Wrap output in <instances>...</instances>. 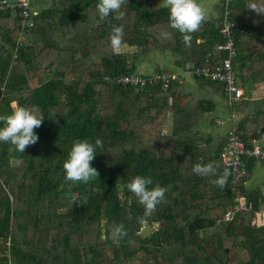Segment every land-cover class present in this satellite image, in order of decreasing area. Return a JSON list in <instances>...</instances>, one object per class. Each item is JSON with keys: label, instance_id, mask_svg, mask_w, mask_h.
<instances>
[{"label": "trees", "instance_id": "1", "mask_svg": "<svg viewBox=\"0 0 264 264\" xmlns=\"http://www.w3.org/2000/svg\"><path fill=\"white\" fill-rule=\"evenodd\" d=\"M98 3L80 0L43 9L26 31L18 14L0 10V116L18 107L44 116L35 129L38 142L24 154L0 142V264H264V223L253 221L264 204V188H245L254 164L264 159L243 156L247 173L240 195L246 207L226 219L237 194L229 168L217 160L223 148L206 158L195 153L196 140L187 126L164 132L177 103L188 99L179 96L176 79L164 86L154 78L143 89L105 79L136 73L137 53L110 47L111 26H123L122 45L143 51L153 38L158 47L172 48L179 32L169 27V9L128 0L121 8L123 19H113L118 15L113 13L109 24L100 19ZM253 3L264 0H230L229 6L237 77L259 83L264 81V15L249 8ZM220 28L204 23L203 31L194 33V42L205 38L207 48L200 62L188 66L206 65L205 56L221 41ZM179 39L189 49L180 33ZM156 73L138 74L150 78ZM263 114L238 124L248 146L249 138H260ZM5 126L0 120V128ZM97 138L103 149L92 166L99 179L89 184L66 180L64 163L73 143ZM210 162L219 165V174L230 173L224 189L213 183L217 175L193 173L195 164ZM137 175L152 178L150 189L157 184L168 189L165 202L143 222L137 218L144 208L126 187ZM85 197L86 204H72ZM146 223L153 231L144 238L139 233ZM118 224L128 233L119 246L111 238Z\"/></svg>", "mask_w": 264, "mask_h": 264}, {"label": "crops", "instance_id": "2", "mask_svg": "<svg viewBox=\"0 0 264 264\" xmlns=\"http://www.w3.org/2000/svg\"><path fill=\"white\" fill-rule=\"evenodd\" d=\"M79 1L31 0V8L34 16L43 9L67 7ZM144 1L149 2V5L154 8L164 6L163 0H154L155 5L152 3V0ZM200 2L204 3L209 10V18L205 23H212L216 26L220 25L223 12V0H200ZM191 35L192 40L190 46H188L189 49H186L185 46H180L179 33L177 32H174L172 40L174 44H171L172 48H160L155 44L153 38H149L147 44L144 46V50L137 55L135 61L136 71L142 74L164 71L166 74L176 75L177 79L173 82L180 84L181 93H179V96H186L188 99L185 103H177L179 108L171 113L164 132L170 134L175 128L187 126L192 130V134L196 140L195 153H201L206 158L215 157L216 152L221 147L223 148L227 140V131L231 121L238 125L242 120L246 118L251 119L256 114L264 112V81L255 83L240 80L239 83L241 85L243 84L242 87L245 89L248 97L230 103L224 93L222 85L191 75L194 69L188 65H195L197 62H200L207 48L203 46L207 43L205 38L200 37L194 42L193 35L195 34L193 33ZM216 46L208 54L219 55ZM204 61L206 63L205 66L210 65L206 60ZM246 61L248 65V59ZM245 73L249 75L250 72L245 71ZM222 118H224L225 123L222 125L217 124V119ZM249 127L251 128L250 125ZM259 131H261L259 140L264 144V126ZM252 139L255 138L251 137L248 140L251 141ZM217 160L220 161L219 155ZM245 188L247 190L264 188V160H259L254 164L249 178L245 181ZM261 215L264 220V204L261 210L257 212L256 217ZM263 222L259 221L257 223L263 224Z\"/></svg>", "mask_w": 264, "mask_h": 264}, {"label": "clouds", "instance_id": "3", "mask_svg": "<svg viewBox=\"0 0 264 264\" xmlns=\"http://www.w3.org/2000/svg\"><path fill=\"white\" fill-rule=\"evenodd\" d=\"M128 3V0H99L97 10L101 20L111 24L110 15L115 20H122L124 13L121 11L123 5ZM164 6L169 9V27L177 30L183 37L186 46H190L192 35L200 31L203 24L209 18V10L200 0H163ZM249 8L257 15H264V4L253 3ZM167 35V33H165ZM124 38L123 26H111L109 35L110 47L115 51L122 46ZM44 116L37 112L32 107H18L9 116H0V120L6 122V126L0 128V142L11 145L10 152H25L26 148L35 145L39 137L35 129L42 126ZM103 149V141L99 138L94 143L87 139L76 140L69 153V158L64 163L66 173L65 179L72 182H83L89 184L99 179V171L92 166L97 150ZM219 165L215 162L208 164H195L193 173L206 177L209 175H217V179L213 183L220 189H224L227 185V180L230 173L225 170L222 174L218 173ZM153 185V180L150 176H135L130 183L126 185L127 189L138 199L140 205L144 208L143 216L137 219L143 222L150 217L157 208V205L165 202L166 187ZM87 197L83 200H73L72 204H86ZM128 233L123 224L114 225L111 238L119 246L121 240L127 237Z\"/></svg>", "mask_w": 264, "mask_h": 264}, {"label": "built area", "instance_id": "4", "mask_svg": "<svg viewBox=\"0 0 264 264\" xmlns=\"http://www.w3.org/2000/svg\"><path fill=\"white\" fill-rule=\"evenodd\" d=\"M230 0H224L221 19V41L217 44L218 54H207L205 60L210 63L209 66L196 67L191 75L197 78L208 79L223 85L224 93L230 103L239 101L248 97L245 89L238 82L237 73L234 66V58L237 55V39L235 35V23L231 19L229 6ZM0 10H11L19 15L22 30L26 31L32 25L33 13L31 11V0H1ZM224 54V55H223ZM154 78L160 79L164 86H167L172 80L177 79L176 75L166 73H156L153 76L146 77L137 73L120 74L113 77L107 76L108 82L119 84H130L137 88H145L148 82ZM217 124L225 123L224 118L217 119ZM227 143L219 153L222 165L229 168L231 172L232 183L236 191L235 209L229 210L225 218L232 219L236 211H241L246 206L245 199L240 195V181L247 173L246 163L242 160L243 156H254L264 159V144L257 139L250 141L248 146L242 139L238 125L231 121L227 131Z\"/></svg>", "mask_w": 264, "mask_h": 264}, {"label": "rangeland", "instance_id": "5", "mask_svg": "<svg viewBox=\"0 0 264 264\" xmlns=\"http://www.w3.org/2000/svg\"><path fill=\"white\" fill-rule=\"evenodd\" d=\"M152 3L155 5V1L154 0H152ZM31 11H32V8H31ZM32 13H33V11H32ZM12 14H13V16L12 17H14L15 15H16V13L15 12H12ZM21 40L22 41H27L28 40V36H25V35H22L21 36ZM117 51L118 52H121V51H123V52H135V53H137V55L139 54V53H141V47H131V46H128V45H122L119 49H117ZM154 52V51H153ZM16 55V54H15ZM140 58V57H139ZM136 73L138 74V73H140V72H138V71H136ZM142 74V73H141ZM239 80V79H238ZM240 81V80H239ZM241 85V84H240ZM241 86H243V84L241 85ZM260 141V140H259ZM261 142V141H260ZM262 143V142H261ZM263 144V143H262ZM257 216V213H256V215H255V217H254V222H263L264 220H263V216L261 215V216H259V217H256ZM264 223V222H263ZM246 256H245V253L244 252H241V258L243 259V258H245Z\"/></svg>", "mask_w": 264, "mask_h": 264}, {"label": "water", "instance_id": "6", "mask_svg": "<svg viewBox=\"0 0 264 264\" xmlns=\"http://www.w3.org/2000/svg\"><path fill=\"white\" fill-rule=\"evenodd\" d=\"M152 231H153V227H152V225L150 224V223H146L143 227H142V229H141V231H140V235L142 236V237H148V236H150V234L152 233Z\"/></svg>", "mask_w": 264, "mask_h": 264}]
</instances>
